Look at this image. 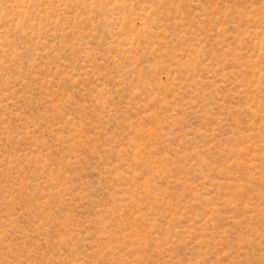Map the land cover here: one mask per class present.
Returning a JSON list of instances; mask_svg holds the SVG:
<instances>
[{
	"label": "rangeland",
	"instance_id": "rangeland-1",
	"mask_svg": "<svg viewBox=\"0 0 264 264\" xmlns=\"http://www.w3.org/2000/svg\"><path fill=\"white\" fill-rule=\"evenodd\" d=\"M0 264H264V0H0Z\"/></svg>",
	"mask_w": 264,
	"mask_h": 264
}]
</instances>
